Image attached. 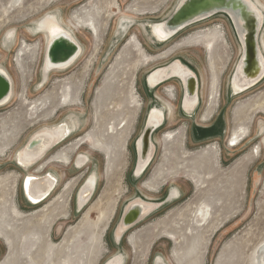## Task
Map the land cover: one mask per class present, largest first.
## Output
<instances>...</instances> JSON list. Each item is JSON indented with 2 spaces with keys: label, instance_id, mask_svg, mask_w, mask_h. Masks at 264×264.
<instances>
[{
  "label": "rangeland",
  "instance_id": "obj_1",
  "mask_svg": "<svg viewBox=\"0 0 264 264\" xmlns=\"http://www.w3.org/2000/svg\"><path fill=\"white\" fill-rule=\"evenodd\" d=\"M179 1L0 0V68L14 89L10 102L0 107V225L15 226L20 233L19 239L0 233V264H103L117 253L124 256V264H153L157 255L167 264H256L255 252L264 242V80L229 98L240 47L224 16L155 45L147 25L168 18ZM51 16L65 29L70 30L66 23L74 29L82 53L67 71L53 72L39 92L46 37L36 24ZM123 19L133 22L131 29L114 44ZM8 34L15 40L4 46ZM260 40L264 52V27ZM175 58L199 76L198 127L212 128L222 120L225 132L221 138L198 140L193 120L177 115V83L159 86L153 93L168 102L174 116L154 135V159L134 181L133 143L151 101L144 79ZM213 77L219 96L211 105ZM208 109L209 117L201 122ZM70 110L75 117L68 115ZM64 122L73 129L70 138L29 171L42 177L52 174L57 185L46 201L29 206L21 190L28 172L17 167L16 154L34 131ZM238 129L243 140L230 147L228 140ZM81 155L88 162L76 168ZM110 156L115 160L106 180ZM92 173L95 191L78 210L76 198ZM147 181L152 183L149 190L141 187ZM172 186L179 199L115 246L111 235L123 206L137 196L163 200ZM131 236L135 246L128 241Z\"/></svg>",
  "mask_w": 264,
  "mask_h": 264
},
{
  "label": "water",
  "instance_id": "obj_2",
  "mask_svg": "<svg viewBox=\"0 0 264 264\" xmlns=\"http://www.w3.org/2000/svg\"><path fill=\"white\" fill-rule=\"evenodd\" d=\"M251 1L254 3L253 0ZM250 4L251 2L246 0H180L168 18L158 22L161 26L160 32L165 36V40L161 42V45L166 44L190 26L203 22L218 14L226 16L232 25L240 47V55L230 77L228 85L230 90H228V94L229 98L239 96L253 89L264 80V52L260 40L262 29L264 27V13L259 6L257 7V11L256 9H253ZM255 5L257 6V4ZM44 19H41V22ZM39 26L40 24L36 25V30L40 33L41 30L39 29ZM81 53L82 47L79 42L76 38L73 39L66 33L58 36H51L48 40L46 38L40 68V80L45 76V81H47L48 76L53 72L67 70L79 58ZM158 71H160L161 75L152 80L151 76ZM6 74L0 71L1 106H4L9 102L11 91L13 89L10 80L11 78ZM172 80L178 81L182 89L178 108L180 115L188 120L194 119L201 103L200 79L196 71L181 58H175L167 64L150 71L144 79V85L148 94L152 95L159 86ZM235 80H237L242 86V90L237 91L236 93L232 91V85ZM154 112H157L156 117H154ZM167 117L168 113L166 112L164 105L157 102L155 99L152 100L151 97L142 129L133 143L135 159L130 174L132 180H140L152 163L156 152V145L153 141V137L163 128ZM52 129V127H49L40 128L34 131L28 137L22 148L17 152L15 160H17L19 155L23 160L30 157L29 161L31 162V165L29 167H33L51 149L57 144L63 142V140L69 136L68 134L63 137L55 136L52 133ZM41 180L44 182L43 184H45L49 178L48 176H44L41 177ZM86 183H84V185ZM52 190H54V185L49 192H43L40 194L43 196L40 198L39 202L47 198ZM81 190L76 198L77 209L79 206ZM94 191L95 188L86 203L90 200ZM170 193L171 189L168 190L166 197L160 201H151L139 196L128 201L123 206L112 230L111 236L114 245L119 246L121 240L131 229L141 224L151 215L161 210L164 206L169 205L168 201ZM22 194L26 200V194L24 192H22ZM26 201L28 204L36 206V204H33L29 199ZM118 256L122 259L120 264H124L125 259L121 253L115 254L103 264H113L114 259Z\"/></svg>",
  "mask_w": 264,
  "mask_h": 264
},
{
  "label": "bare ground",
  "instance_id": "obj_3",
  "mask_svg": "<svg viewBox=\"0 0 264 264\" xmlns=\"http://www.w3.org/2000/svg\"><path fill=\"white\" fill-rule=\"evenodd\" d=\"M246 1H250L251 2V6L253 7V9H256L258 11V6L262 7V10H263V13H264V5L261 4L258 0H254L255 2L253 3L251 0H246ZM257 4V6L255 5ZM260 7V8H261ZM217 16H224V15H215L203 22H200L199 24H204V23H208L210 22L211 20H213L214 18H217ZM226 17V16H224ZM227 18V17H226ZM228 19V18H227ZM132 21L131 20H128V19H123L120 21L119 25H118V29H117V32H116V35H115V39H114V44H116V41L119 39V37H122L124 36L125 34H127L130 29H131V26L132 25ZM40 24V33L41 34H45V37L48 38L51 37V36H58V35H61L63 33H66L69 37L74 38V29L66 23L67 27H69L70 30H67L65 29L58 21L57 19L54 17V16H51V17H48L46 19H44L42 22L41 20L37 22L36 25ZM160 25L157 23L155 24H148L147 25V32L148 34L150 35V37L152 38V41L155 43V45L157 46H160L161 45V42H163L165 40V36L163 33L160 32ZM65 29V30H64ZM15 38H14V35L13 34H8L5 39H4V46L8 43H12L14 42ZM113 44V45H114ZM169 44V43H168ZM263 44V47H264V42H262ZM112 45V47H113ZM129 46H127L126 48H128ZM131 50H133L132 48H134V45H132L131 47ZM262 54V52H261ZM0 71L5 73V71H3V69L0 68ZM67 71V70H66ZM62 72V71H61ZM58 73V74H62V73ZM264 73V71H263ZM8 77H10L8 74H6ZM160 71L156 72L153 74V76H151L152 80L157 78L158 76H160ZM202 76V75H201ZM50 77V75L48 76V78ZM45 76H43L42 80H40V82L38 83V87H39V92H41L42 90H44L45 88V85L47 84V81H45ZM11 80V79H10ZM45 82V83H44ZM172 82H175L177 83V85L179 86V89H180V95L182 94V89H181V85L178 81L176 80H172V81H169L167 83H164L162 84L161 86L165 85V84H169V83H172ZM11 83H12V86H13V82L11 80ZM211 89H210V98H211V105L214 104V102H216V100L218 99V94H217V81H216V77H213L212 78V81H211ZM228 90H230V87L228 88ZM242 90V86L238 83L237 80H235L233 82V85H232V91L234 93H236L237 91H241ZM38 93V92H37ZM14 96V89H12L11 91V95H10V99H9V102L10 100L12 99V97ZM152 97V100H156L157 102L161 103L162 105H164L165 109H166V112L168 113V117H169V120L173 119V116H174V111L172 109V107L168 104V102H166L160 95H157V94H154L152 93L151 95ZM180 100V99H179ZM72 102V101H71ZM70 102V103H71ZM210 105V106H211ZM1 106V105H0ZM178 108H179V103H178ZM210 109H208L204 114L203 116L201 117L200 121L201 122H204L206 121V119L209 117L210 115ZM70 113V114H69ZM68 115L70 117L74 116L75 117V114L72 113V111L70 110L68 112ZM154 117L157 116V112H154ZM177 115L179 116V112L177 113ZM190 120H193V132H194V136L199 140L200 137H207L210 136V135H217L219 136L220 138L222 137V135L224 134L225 132V125L223 123L222 120H220V122H218L217 124H215L212 128H199L196 121L194 119H190ZM45 127H50L49 125H44ZM55 126V125H54ZM52 133L55 135V136H58V137H63L65 136L66 134H68L69 136L66 137L63 141H65L66 139L70 138V136L72 135V132H73V129L70 127V125L67 123V122H64V125L62 127H52ZM242 135L243 133L240 132V130H235L232 134H231V138H229L228 140V143L230 147H236L239 143H241V141L243 140L242 138ZM164 140V138H163ZM197 140V141H198ZM159 144V142H158ZM30 158V157H29ZM29 158L26 159V160H23L21 158V156L19 155L17 157V160L16 161V165L17 167L19 168H23V171L25 172H28L23 178H22V181H21V190L22 192H24L26 194V200L29 199L31 202H33V204H36V207L39 206L40 204H42L44 201H46L50 195L52 194V192L54 190H52V192L48 195L47 198H45L43 201L39 202L40 201V198L43 196V195H40L41 193H45V192H49V190L53 187L54 185V189L57 185V179L55 176H53L52 174H48V178L49 180L43 184L44 182L41 180V177L42 176H37V175H34V174H29V171L31 168L35 169L39 163H36L33 167H29L31 165V162L29 161ZM55 159H60L59 156H57ZM63 160H67V156H64ZM115 158L114 157H108L107 161H108V164H107V167H106V180H110L111 178V170L113 168L112 164L114 162ZM52 161V160H51ZM48 162V161H47ZM86 162H88V158L86 156H79L76 161H75V167L76 168H79L80 166H82L83 164H85ZM29 167V168H28ZM32 169V170H33ZM58 176H60L59 174H57ZM114 178V176H113ZM87 183L84 185V187L82 188L81 190V193H80V200H79V206H78V209H82L84 208V204L86 203V201L88 200V198L90 197L92 191L94 190V188L96 187V173H92L90 178L87 179ZM143 189H146V190H149L151 189L152 187V183L151 182H143L142 186H141ZM110 191V190H109ZM179 196H180V193L179 191L175 188V187H171V193H170V196H169V204H172L173 202L177 201L179 199ZM105 197H109V196H105ZM22 199L26 202L27 205L29 206H35V205H30L27 203V201L25 200L23 194H22ZM139 202V201H138ZM0 222H3V221H0ZM39 225V223H38ZM22 229L23 232L26 231L27 229V224L25 222V224L20 228ZM181 230H183V228L180 227ZM0 233L1 235H5L6 237H9L10 239L12 238H15V239H19L20 237V233L18 231V229L13 226V227H10L9 225L7 227H5V229H1V225H0ZM130 242L131 245L135 246V242H134V238L131 236L128 240ZM11 246H12V243H10ZM138 248V247H137ZM255 258H256V264H264V242L260 245V248L256 250L255 252ZM122 261L121 257L118 256L114 259V262L113 264H120ZM153 264H167L165 262V260L162 258V256L160 255H157L156 258L154 259L153 261Z\"/></svg>",
  "mask_w": 264,
  "mask_h": 264
},
{
  "label": "flooded vegetation",
  "instance_id": "obj_4",
  "mask_svg": "<svg viewBox=\"0 0 264 264\" xmlns=\"http://www.w3.org/2000/svg\"><path fill=\"white\" fill-rule=\"evenodd\" d=\"M163 87V86H162ZM174 109H175V107H174Z\"/></svg>",
  "mask_w": 264,
  "mask_h": 264
}]
</instances>
